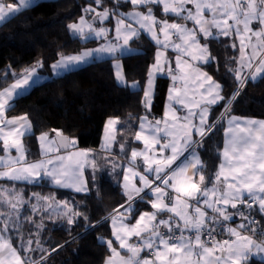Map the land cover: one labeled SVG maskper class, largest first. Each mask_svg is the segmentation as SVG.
I'll use <instances>...</instances> for the list:
<instances>
[{
    "label": "snow or ice",
    "instance_id": "1",
    "mask_svg": "<svg viewBox=\"0 0 264 264\" xmlns=\"http://www.w3.org/2000/svg\"><path fill=\"white\" fill-rule=\"evenodd\" d=\"M124 2L132 5L131 11L120 13L116 7H104L102 11L92 6L84 9L86 14H92V20L81 16L78 22L68 25L69 30L83 39H88L90 35L106 38L112 30L96 28L93 22L99 20L102 23L115 17L116 42L108 41L100 47L74 55H60L50 65L52 74L58 75L74 65L106 54L116 61L114 68L118 82L133 89L140 88L138 82L127 84L121 73L122 65L119 63L118 54L125 49L131 50L129 41L138 37L142 31L147 32L159 48H171L177 53L175 64L179 75L174 74L171 61L165 59V63L161 64V57L165 56V52L158 50L155 63L151 66L142 89L143 105L150 109L154 76L167 70L174 82L179 80L185 86L183 89L174 86L171 92L176 95L170 93L169 99L183 105L187 114L181 117L172 109L161 120H150L148 115L139 118V130L135 132L134 139L141 141L143 148L130 151L129 166L123 176L126 204L114 209L110 215L113 239L105 241L112 254L107 264H248L250 255L264 254V239H254L257 234L264 237V230L258 233L254 227L257 221L250 215L254 207L264 215V120L242 121L235 116H229L232 97H224L221 94L222 86L206 73H201L190 61L206 63L210 57L208 45L201 44L200 38L207 40L220 35H235L240 41L241 51L240 63L234 70L239 84L242 86L246 79L255 80L258 75L264 76V0ZM31 3L32 0H17V5H5L0 0V22L27 9ZM95 3L102 5L103 0H95ZM115 3L119 5L120 0H115ZM154 6H160L165 17L171 15L184 23H170L168 19H159L153 10ZM205 11L210 14V18L205 17ZM189 22L192 27L188 26ZM253 22L258 24V28L251 27ZM173 36L176 37L175 40ZM232 47L236 45L233 44ZM184 56L189 59H182ZM42 67L43 62L37 61L35 66L24 69L19 76L12 73L14 82L0 89V142L8 153L7 156L0 155V179L36 182L47 176L56 185L72 187L79 192L84 190L81 186L82 169L90 152L67 151L69 147H75L74 140L64 138L58 143L50 139L48 133H42L39 142L43 155L47 156L49 152L45 145H51L50 150L57 153L63 147L67 155L28 162L22 144V138L31 131L28 117L26 114L18 117L6 115L13 107L14 98L37 83V69ZM245 69L249 72L248 76L243 75ZM189 83L194 85L190 106L183 98L187 96ZM196 92H199V101L195 99ZM221 101L225 105L221 119L228 116V128L218 170L206 183L203 161L196 149L206 132L214 126L208 123L210 107ZM118 123V118L107 121L105 148L115 140L114 126ZM53 131H56L57 136L63 135L57 130ZM193 132L200 139H193ZM120 147L123 151L124 145L121 144ZM11 149L17 151L16 157L11 156ZM186 152L189 153L188 156H185ZM181 157H184L183 160ZM138 158L145 166V173L136 170ZM91 166L95 167L94 162ZM148 175H152L154 179L149 180ZM136 177L141 181L140 186L132 182ZM2 193L7 195H0V202L6 205L5 210L0 211V264H41L43 256L36 260L32 257L23 258L21 255V252L30 253L37 249L43 251L38 238L35 239L34 249L31 233L27 239L22 235L25 222L33 224L37 229L42 227V224L36 225L30 215H21L20 209L30 201H26L23 194L15 189H0V194ZM149 193L153 198L146 200L145 196ZM32 195L38 203L41 200L45 202L40 207H46L55 214L63 212L68 215L69 224L74 222L73 216L79 215L68 208L67 202H57L54 207L48 202L53 198L40 197L35 193ZM136 198L148 203L155 211L143 212L134 223H129ZM38 203L31 204L33 212L39 210ZM120 208L124 211L121 212ZM229 209L235 210V213ZM164 213L170 214L167 219H158ZM234 215L243 222L237 227L228 226L227 222ZM217 227L225 231L229 239L216 240L215 237L220 234ZM133 237L136 238L135 241H132ZM13 239L19 243V249L13 244ZM113 240L117 247L113 246ZM121 250L130 255L127 258L121 256ZM145 251L149 255L141 256V252Z\"/></svg>",
    "mask_w": 264,
    "mask_h": 264
},
{
    "label": "trees",
    "instance_id": "2",
    "mask_svg": "<svg viewBox=\"0 0 264 264\" xmlns=\"http://www.w3.org/2000/svg\"><path fill=\"white\" fill-rule=\"evenodd\" d=\"M5 4H16L17 0H3ZM92 6L99 11L104 7L117 10L132 8V5L120 0H103L97 5L95 0H39L36 4L19 11L0 24V89L11 85L18 72L32 63L41 60L44 75L51 72L50 65L60 55L77 54L84 50L100 47L104 39L84 40L74 36L68 25L80 20L81 16L92 19L84 9ZM156 12L165 17L161 7ZM115 17L106 23L113 28ZM110 34H113V30ZM203 42L209 47L211 60L203 68L223 86V96L232 97L229 116L237 115L264 119V76L248 80L242 86L235 78L238 68L240 45L236 37H216ZM235 44L236 47H232ZM129 46L135 51L128 55H119L127 84L138 82L140 88L132 89L118 82L115 76L114 59L95 60L66 74L48 79L33 86L28 92L16 98L8 116L27 115L33 126V132L24 138L29 159L41 155L39 136L42 133H54L57 130L77 142L81 148L99 149L107 120L118 118L120 132L129 131L132 135L138 129L139 118L149 114L158 117L163 113L165 98L171 79L168 74L159 75L155 81L154 97L150 109L143 105V91L148 72L155 58L157 45L146 34L132 40ZM7 73V75H5ZM242 87V89H240ZM224 102L211 107L210 123L213 128L202 139L198 152L204 165V175L208 183L221 161L224 144L226 118L221 119ZM123 168H101L89 176L88 191H74L51 185L46 179L39 182H15L14 186L25 197L26 203L20 209L22 216H31L33 224L24 223L22 235L25 239L31 233L36 248L38 238L43 251L23 253L25 258L44 259L41 264H105L111 252L106 240L113 239L110 215L114 209L126 204V196L120 178ZM120 180V181H119ZM8 183V182H7ZM210 186V185H209ZM49 200L55 207L57 202H67L68 208L79 215L73 216L68 223V215L52 213L32 194ZM38 203V211L33 212L31 204ZM6 205L0 207L5 210ZM151 208L148 203L138 199L133 204L134 217L142 210ZM261 230H264V215L255 207ZM15 235V234H13ZM259 236L258 239H260ZM256 239V240H258ZM113 243L116 242L113 240ZM19 249V243L13 239ZM248 264H264L261 258H251Z\"/></svg>",
    "mask_w": 264,
    "mask_h": 264
},
{
    "label": "crops",
    "instance_id": "3",
    "mask_svg": "<svg viewBox=\"0 0 264 264\" xmlns=\"http://www.w3.org/2000/svg\"><path fill=\"white\" fill-rule=\"evenodd\" d=\"M121 1H124V0H121ZM157 7L158 6H154L153 7V10H154V12H155V15L159 18V19H161V20H163V19H168V21L171 23V22H179V23H184V21H180V20H176V18L175 17H173V16H170L171 18H169V17H167V18H163V17H161V16H159L158 14H157V12H156V9H157ZM189 7H192L191 5H189ZM132 10V8H129V9H126V10H119V12L120 13H125V12H128V11H131ZM141 11H144V9L143 8H141L140 9ZM204 15H205V17H208V18H210V14L207 12V11H205V13H204ZM86 19H88V18H86ZM88 20H92V19H88ZM115 22H116V19H115ZM130 23H131V21H129ZM94 25L95 26H100V25H102V24H107L106 23V20L105 21H103L102 23L99 21V20H95L94 22ZM230 23H231V21H230ZM110 25V24H109ZM189 27H192V24H191V22H189V25H188ZM251 27L253 28V29H256V28H258V24L256 23V22H253V24L251 25ZM114 28H115V23H114V26H113V28H112V30H113V34H110V36H111V41L112 42H116V40H115V32H114ZM215 31V30H214ZM142 34H146L147 36H149L150 37V35L147 33V32H141V34L140 35H142ZM139 35V36H140ZM222 35H220V36H218V37H221ZM235 36V35H234ZM137 38V37H136ZM162 38V37H161ZM88 39H103V38H97L95 35H90L89 37H88ZM88 39H84V40H88ZM135 38H133L132 40H134ZM237 39V41H238V44L240 45V41H239V39L238 38H236ZM132 40H130L129 41V43L132 41ZM200 43L201 44H206V43H204L203 42V40H202V38H200ZM104 44V41H103V43H102V45ZM130 47V46H129ZM130 49L131 50H128V49H125V50H123L121 53H119L118 54V56L119 55H128V54H131V53H133V52H135L131 47H130ZM164 51L165 52V56L164 57H161V64H164L165 63V59H167V60H169V61H171L172 63H171V67H175L176 68V64H175V58H176V56H177V53L175 52V51H173L171 48L170 49H167V50H165V49H161V48H159V46L157 45V49H156V52H155V58H154V61H153V63H152V65L155 63V59H156V53H157V51ZM248 51H250V49H248ZM240 56H241V54H240ZM107 58H112L111 56H108V55H106V54H100V55H97L95 58H93V59H89L88 61H87V63H90V62H93V61H95V60H102V59H107ZM182 59H185V60H188L189 58L187 57V56H184V57H182ZM211 60V56L208 58V61H210ZM207 61V62H208ZM206 62V63H207ZM116 63V61H114V64ZM119 63L122 65V67H121V73H122V75L125 77V74H124V70H123V63H122V61L121 60H119ZM190 63H192L193 64V66L194 67H196V68H198L199 69V71L201 72V73H206L208 76H210V77H212V79L215 81V82H217V83H219L211 74H209L204 68H203V65L204 64H206L205 62H199V61H190ZM239 63H240V58H239ZM151 65V66H152ZM239 65V64H238ZM165 68L167 69V65H165ZM151 69V68H150ZM115 72H116V69H115ZM165 74H168L169 75V77H170V79H171V84H170V86H169V88H168V91H167V95H166V98H165V103H164V109H163V113L160 115V116H158V117H152V116H150L149 114H146V115H148V118L150 119V120H152V119H156V120H161V119H163L164 118V116H165V113L166 112H170L172 109H174L175 111H176V113H177V115H179V116H181V117H183V116H185L186 114H187V109L183 106V105H181V104H179V103H177L175 100H170L169 99V96H170V93H171V95H173V96H175L176 94L175 93H172L171 92V90H172V88L175 86V87H177V88H181V89H183L185 86H184V84L181 82V81H179V80H177V81H173L172 80V78H171V75L167 72V70L165 71V72H159V73H156L155 74V76H154V89H155V81H156V78L159 76V75H165ZM174 74H177V75H179V71L178 70H176V72L174 73ZM243 75L244 76H248L249 75V72H248V70L247 69H245L244 71H243ZM259 77H261V76H257V78L256 79H258ZM125 80H126V78H125ZM248 80H250V79H246L245 80V82L244 83H246ZM127 82V81H126ZM134 82H136V81H134ZM132 82H129L128 84H131ZM139 84V83H138ZM221 86H222V84L221 83H219ZM140 85V84H139ZM194 88V85L193 84H191V83H189V85L187 86V96L186 97H183L184 99H185V103L186 104H189V106H190V103H191V100L193 99V95H194V93H193V91H192V89ZM30 89V88H29ZM133 89V88H132ZM138 89V88H137ZM28 91V90H27ZM202 91V90H201ZM25 92H22L21 94H24ZM20 94V95H21ZM222 95H223V86H222V93H221ZM153 95H154V90H153ZM152 95V98H151V106H152V101H153V96ZM17 98V97H16ZM16 98H14V100L12 101V104L15 102V100H16ZM195 99L197 100V101H199L200 100V95H199V92H196L195 93ZM220 103V102H219ZM219 103H217V104H215V105H218ZM215 105H212V106H215ZM211 106V107H212ZM211 107H210V116L208 117V123H210V117H211ZM193 111H199L198 109H193ZM7 115V114H6ZM8 116V115H7ZM143 116H145V115H143ZM142 116V117H143ZM231 116H235V117H237V118H239L240 120H242V121H245V120H249V119H251V120H264V119H257V118H251V117H243V116H237V115H231ZM8 117H18V116H8ZM227 119H228V117L226 118V128H225V134H226V131H227V128H228V124H227ZM29 120V119H28ZM109 120V119H108ZM107 120V121H108ZM29 122H30V120H29ZM30 124H31V122H30ZM120 123H118V124H116L114 127H115V132H114V135H115V140L114 141H112V142H110V144L108 145V147L107 148H105V136H106V125H107V123H106V125H105V128H104V132H103V134H102V140H101V145H100V147H99V149H92V148H81V147H78L77 146V142L75 143V147L74 148H72V147H70L67 151H72V152H76V151H88V152H90V156H89V158H88V161L87 162H85V164H84V167H83V169H82V184H81V186L84 188V190H82V192H86V191H88V187H89V176L91 175V173H96V172H99V170L101 169V168H103L104 170H106L107 169V167H108V165H111L112 166V168L113 169H116L117 167H121L122 166V168H123V171H122V176H121V178H120V183H121V186H122V189H123V191H124V180H123V176H124V174H125V172H126V169H127V167L129 166V164H128V159H129V156H130V151L132 150V149H137V150H140V149H142L143 148V143L141 142V141H136L135 139H134V135H132V133H130L129 131H127L126 133L125 132H120L119 130H118V125H119ZM211 124V123H210ZM139 129H137V131H138ZM110 131V130H109ZM33 132V126H32V124H31V131L27 134V135H25L23 138H22V144H23V146H24V148H25V152H26V159H27V161L28 162H33V161H38V160H41V159H48V158H55V156L56 155H67V151L66 150H60V152L59 153H57V152H54V151H51L50 149H51V145H45L44 147H47L48 149H49V152H48V155L47 156H45V155H43V149H42V146H41V144H40V151H41V155L38 157V158H36V159H29L28 158V153H27V147H26V145H25V141H24V138L26 137V136H28V135H30L31 133ZM210 131H208V132H206V135L209 133ZM49 134V138L50 139H54L55 141H57L56 140V136H55V134H56V132H54V133H48ZM205 135V136H206ZM204 136V137H205ZM193 139H200V137H198V136H196V134L193 132ZM224 142H225V136H224ZM40 143V142H39ZM121 144H123L124 145V149H123V151L121 150V147H120V145ZM223 146H224V144H223ZM157 147L159 148V145H157ZM222 150H223V148H222ZM196 151H198V148L196 149ZM221 153H222V151H221ZM168 153L166 152L165 153V155H167ZM0 155H4V156H7L8 155V153H6L5 151H4V149H3V146H2V142H0ZM18 155V153H17V151L15 150V149H11V156L12 157H16ZM189 155V153H185V156H188ZM199 156H200V153H199ZM94 158V159H93ZM183 158L184 157H181V160H183ZM200 158H201V156H200ZM221 159H222V156H221ZM202 160V159H201ZM94 162V165H95V167L93 168L92 166H91V164ZM221 162V161H220ZM177 163H179V161L177 162ZM220 164V163H219ZM115 165V166H114ZM136 170L137 171H139V172H141V173H145V166L141 163V160H140V158H138L137 159V168H136ZM148 178H149V180H152V179H154V177L152 176V175H148ZM43 179H46V181L48 182V183H50L51 185H53V186H56V187H60V186H58V185H56L55 183H53L47 176H44L43 177ZM41 180V179H40ZM40 180H38V181H36V182H39ZM8 182V183H7ZM17 183V182H23V183H26V182H29V181H23V180H19V181H11V180H6V179H0V189H15V190H18L15 186H14V184L13 183ZM132 182H134V183H136L138 186H140V184H141V181L139 180V177H136V178H134V180L132 181ZM31 183H34V182H31ZM156 184H159V181H156L155 182ZM60 188H68V189H72V190H74V191H76L75 190V188H72V187H60ZM20 193H22L20 190H18ZM0 195H7L6 193H2V194H0ZM169 195H171V192H169ZM153 197L151 196V194L149 193L148 195H146L145 196V199L146 200H150V199H152ZM139 198H136L135 200H134V202L135 201H137ZM134 202H133V204H134ZM167 202V201H166ZM56 204V203H55ZM2 205H4L2 202H0V207L2 206ZM239 206V205H238ZM201 207H203L202 205H201ZM1 211H3V210H1ZM120 211L121 212H123L124 211V209H122V208H120ZM152 211H155L154 209H152V208H148V209H145V210H142L140 213H138L137 215H135V217H134V211H132V213H131V218H130V220H129V223H134L135 222V219H137L138 218V216H139V214H141V213H143V212H152ZM189 211H191V209H189ZM229 211H231V212H233V209H229ZM209 214L211 215V212H209ZM170 214L169 213H164V214H162L161 216H158V219H161V218H164V219H167V217L169 216ZM243 221H240V220H237V219H235V217L233 216V219L231 220V221H229L228 222V226H231V227H237L240 223H242ZM225 234H226V232H225ZM223 237L224 236H222L221 238H218L217 240H223ZM259 238V237H258ZM257 238V239H258ZM261 239H264V237H261L260 239H258V240H261ZM136 240V238L135 237H133L132 238V241H135ZM132 241H130V242H132ZM113 246L114 247H117V244H114L113 243ZM21 255H22V257L23 258H25L24 256H23V253L21 252ZM112 254H110V256H111ZM128 255H130L129 253H127L125 250H121V256H124L125 258H127V256ZM141 256H148L149 255V253L148 252H141V254H140ZM109 256V257H110ZM109 257L106 259V262H105V264H107V262H108V260H109ZM251 258H261V259H263L264 260V254H252V255H250V259ZM113 259H118L117 257H113Z\"/></svg>",
    "mask_w": 264,
    "mask_h": 264
},
{
    "label": "rangeland",
    "instance_id": "4",
    "mask_svg": "<svg viewBox=\"0 0 264 264\" xmlns=\"http://www.w3.org/2000/svg\"><path fill=\"white\" fill-rule=\"evenodd\" d=\"M37 2H39V0H32V3H31V6L32 5H34V4H36ZM4 3V2H3ZM5 4V3H4ZM5 5H9V4H5ZM11 5H17V3L16 4H11ZM99 11V10H98ZM10 17H12V16H9V18ZM8 18V19H9ZM86 18V17H85ZM108 20V19H107ZM106 20V21H107ZM105 21V20H104ZM5 22V21H4ZM4 22H0V24H2V23H4ZM78 22V21H77ZM76 23V22H75ZM95 26V25H94ZM96 28H100V27H105V28H108V29H110V30H112V26L111 25H109V24H102V25H100V26H95ZM112 31H110L108 34H107V37L105 38V37H97V38H103L104 39V44L106 43V42H108V41H111L110 39H111V36H110V33H111ZM72 34L74 35V36H77V35H79V34H77V33H73L72 32ZM110 38V39H109ZM130 48V47H129ZM69 55H74V54H69ZM64 56H68V55H64ZM38 61H41V60H38ZM56 62V61H55ZM37 64V61L36 62H34V63H32L31 65H29L27 68H31V67H33V66H35ZM85 64H87V62L86 63H80V64H78V65H74V66H72V67H70L67 71H61L58 75H55V74H52V70H51V72L49 73V74H46V75H44V74H42L41 72H40V68H38L37 69V71H38V73H39V79H38V81H37V83L36 84H33V86H35V85H37V84H40V83H42V82H44V81H46V80H48V79H51V78H54V77H57V76H60V75H63V74H66V73H68V72H70V71H72V70H75V69H77V68H80V67H82V66H84ZM23 71H20V72H18V74H17V76H19L21 73H22ZM32 86V87H33ZM31 87V88H32ZM30 88V89H31ZM30 89H28V91L30 90ZM28 91H26V92H28ZM25 92V93H26ZM75 141V140H74ZM75 143H76V141H75ZM197 153H198V155H199V152L197 151ZM200 157V156H199ZM201 159V158H200Z\"/></svg>",
    "mask_w": 264,
    "mask_h": 264
},
{
    "label": "built area",
    "instance_id": "5",
    "mask_svg": "<svg viewBox=\"0 0 264 264\" xmlns=\"http://www.w3.org/2000/svg\"><path fill=\"white\" fill-rule=\"evenodd\" d=\"M175 39H176V37L173 36V40H175ZM169 49H170V48H169ZM172 69L174 70V73H175V72H176V68H175V67H172ZM240 89H242V87H240ZM238 207H241V206H238ZM245 211L247 212V210H245ZM233 213H235V210H233ZM250 215H251V217H252L253 219H255V220L257 221V224L254 225V227L257 228L258 233H259V231L261 230V225H260L259 218H258V216L255 214L254 210H251ZM234 217H235V219L242 221L238 216L234 215ZM227 223H228V222H227ZM162 230H165V231H166V229H162ZM217 232L220 233V234L217 235V236L215 237L216 240H217L218 238H221L222 236H224V237H223V240H224V239H229L228 235L225 234V231H223L220 227H217ZM186 234H189V235H190V233H186ZM248 234H249V235H252L251 233H248ZM259 236H260V235L257 234L256 236H254V239H257Z\"/></svg>",
    "mask_w": 264,
    "mask_h": 264
},
{
    "label": "water",
    "instance_id": "6",
    "mask_svg": "<svg viewBox=\"0 0 264 264\" xmlns=\"http://www.w3.org/2000/svg\"><path fill=\"white\" fill-rule=\"evenodd\" d=\"M55 136H56V140H57L58 143L62 142L64 138H69V136H67V135L57 136V135L55 134ZM69 139H70V138H69ZM69 148H70V147H69ZM61 150H65V149H64L63 147H61Z\"/></svg>",
    "mask_w": 264,
    "mask_h": 264
}]
</instances>
